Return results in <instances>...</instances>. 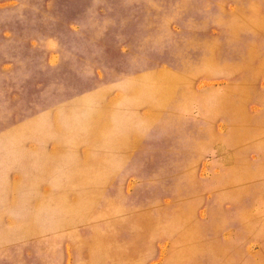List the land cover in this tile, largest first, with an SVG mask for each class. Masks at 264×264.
I'll use <instances>...</instances> for the list:
<instances>
[{
	"label": "rangeland",
	"instance_id": "rangeland-1",
	"mask_svg": "<svg viewBox=\"0 0 264 264\" xmlns=\"http://www.w3.org/2000/svg\"><path fill=\"white\" fill-rule=\"evenodd\" d=\"M0 264H264V0H0Z\"/></svg>",
	"mask_w": 264,
	"mask_h": 264
}]
</instances>
